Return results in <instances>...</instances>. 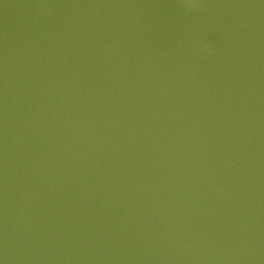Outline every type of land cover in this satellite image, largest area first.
Segmentation results:
<instances>
[{
	"label": "water",
	"instance_id": "water-1",
	"mask_svg": "<svg viewBox=\"0 0 264 264\" xmlns=\"http://www.w3.org/2000/svg\"><path fill=\"white\" fill-rule=\"evenodd\" d=\"M0 264H264V0H0Z\"/></svg>",
	"mask_w": 264,
	"mask_h": 264
}]
</instances>
